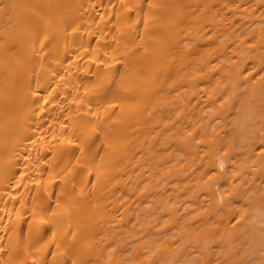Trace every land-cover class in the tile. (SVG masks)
Segmentation results:
<instances>
[{
    "label": "bare ground",
    "instance_id": "6f19581e",
    "mask_svg": "<svg viewBox=\"0 0 264 264\" xmlns=\"http://www.w3.org/2000/svg\"><path fill=\"white\" fill-rule=\"evenodd\" d=\"M0 264H264V0H0Z\"/></svg>",
    "mask_w": 264,
    "mask_h": 264
}]
</instances>
